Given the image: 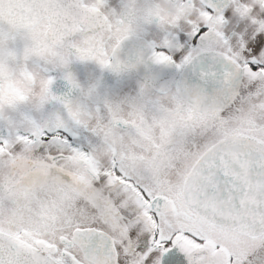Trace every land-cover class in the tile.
Segmentation results:
<instances>
[{
  "label": "snow or ice",
  "instance_id": "obj_1",
  "mask_svg": "<svg viewBox=\"0 0 264 264\" xmlns=\"http://www.w3.org/2000/svg\"><path fill=\"white\" fill-rule=\"evenodd\" d=\"M0 264H264V0H0Z\"/></svg>",
  "mask_w": 264,
  "mask_h": 264
},
{
  "label": "flooded vegetation",
  "instance_id": "obj_2",
  "mask_svg": "<svg viewBox=\"0 0 264 264\" xmlns=\"http://www.w3.org/2000/svg\"><path fill=\"white\" fill-rule=\"evenodd\" d=\"M72 71L75 72L79 77L84 79L90 73H96L98 70H96L92 65L75 64L72 66ZM58 84L62 87V82H58Z\"/></svg>",
  "mask_w": 264,
  "mask_h": 264
}]
</instances>
